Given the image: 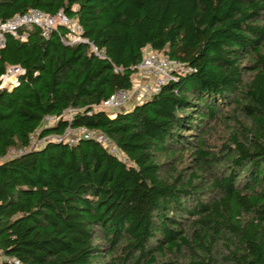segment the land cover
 Instances as JSON below:
<instances>
[{
	"label": "trees",
	"instance_id": "trees-1",
	"mask_svg": "<svg viewBox=\"0 0 264 264\" xmlns=\"http://www.w3.org/2000/svg\"><path fill=\"white\" fill-rule=\"evenodd\" d=\"M30 8L76 18L105 56L62 26L7 35L0 75L24 72L0 87V264H264V0H0V19ZM148 48L189 70L98 108ZM70 126L119 154L93 137L19 152Z\"/></svg>",
	"mask_w": 264,
	"mask_h": 264
},
{
	"label": "built area",
	"instance_id": "built-area-1",
	"mask_svg": "<svg viewBox=\"0 0 264 264\" xmlns=\"http://www.w3.org/2000/svg\"><path fill=\"white\" fill-rule=\"evenodd\" d=\"M33 25L41 27L43 34L47 37L54 29H58L61 26L66 27V32L61 34V40L64 43H90L95 53L100 56H105L104 50H100L94 43L90 42L89 39L84 36L83 26L76 18L66 14L63 10H60L56 14H51L38 8H30L25 13H18L7 20L0 19V49L6 46L8 34L25 40L27 34H21L20 29L30 28ZM137 67L138 72H144L147 74L148 78L140 81H135L133 79L132 87L116 90L104 99L98 108L114 114L117 111L123 110L128 103L137 104L143 102L159 92L162 86L174 77L176 72L189 70L183 62L172 59L164 53H159L153 50H149L145 53L143 60ZM23 72L24 69L20 65H12L8 67L7 71L0 75V87L15 86L19 80L20 74ZM73 111V108L68 109L64 114L65 117L68 118ZM58 118L59 117L55 115L46 117V119H51L53 122H56ZM38 133L32 135L30 146L26 149H21L19 151L20 153L26 152L28 149L38 148L44 145L48 140L75 143L82 138L93 137L102 142L106 147H109L112 151H115L116 155L119 154L116 150L117 148L113 146L107 135L101 131L88 129L85 126H70L63 134H52L44 138H39ZM36 137L39 138L40 141L38 144L34 145L33 143ZM11 153V155H14L18 152L12 150Z\"/></svg>",
	"mask_w": 264,
	"mask_h": 264
},
{
	"label": "rangeland",
	"instance_id": "rangeland-1",
	"mask_svg": "<svg viewBox=\"0 0 264 264\" xmlns=\"http://www.w3.org/2000/svg\"><path fill=\"white\" fill-rule=\"evenodd\" d=\"M149 50H151V48L146 49L145 53L148 52ZM146 75H147V74H146ZM134 79H135V78H134ZM132 106H133L132 103H128V104L125 106L124 109L129 110V109L133 108ZM124 109H123V110H124ZM51 122L54 123L51 119H46L45 122H44V125H49ZM222 134H224L223 131H220V132L216 133L215 136L211 137V141H212L214 144H220V143H221V140H222V138H221L220 136H221ZM39 141H40L39 138L36 137V138H35V141H34L33 144L36 145V144L39 143ZM11 154H13V153H11Z\"/></svg>",
	"mask_w": 264,
	"mask_h": 264
},
{
	"label": "crops",
	"instance_id": "crops-1",
	"mask_svg": "<svg viewBox=\"0 0 264 264\" xmlns=\"http://www.w3.org/2000/svg\"><path fill=\"white\" fill-rule=\"evenodd\" d=\"M135 78V79H134ZM134 80L135 81H140V80H142V79H147L148 78V76L144 73V72H142V71H140V72H137L136 74H135V76H134ZM132 107H134V103H132Z\"/></svg>",
	"mask_w": 264,
	"mask_h": 264
}]
</instances>
